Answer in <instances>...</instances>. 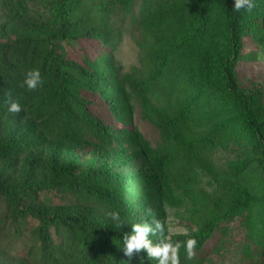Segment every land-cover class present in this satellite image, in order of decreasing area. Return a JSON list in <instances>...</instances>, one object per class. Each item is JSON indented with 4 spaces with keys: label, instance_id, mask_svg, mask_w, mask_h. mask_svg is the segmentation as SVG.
<instances>
[{
    "label": "trees",
    "instance_id": "1",
    "mask_svg": "<svg viewBox=\"0 0 264 264\" xmlns=\"http://www.w3.org/2000/svg\"><path fill=\"white\" fill-rule=\"evenodd\" d=\"M141 1L139 23L150 26L154 48L153 74L144 81L122 75L110 53L112 11L132 14L134 0H0V230L9 242L27 237L15 253L32 264H157L143 249L123 255L120 239L133 223H148L154 244L179 243L178 264H199L221 225L257 204L241 190L234 202L214 207L196 233L167 238L164 207L179 204L176 194L191 187L195 162L218 147H246L264 183V80L239 70L264 57V0H254L251 13L233 11V0ZM7 23L33 31L8 34ZM82 40L93 43L92 52ZM249 42L256 52L248 55ZM34 69L41 84L28 90L22 81ZM176 88L184 98L170 114L150 99L153 89L166 106ZM9 97L19 113L7 111ZM137 107L158 130L161 149L135 128ZM190 131L197 133L186 136ZM86 148L133 151L131 161L142 165L127 174L84 167ZM249 162L236 167V179ZM49 194L61 204L43 196ZM113 210L119 227L105 216ZM262 226L249 264H264ZM189 238L196 240L191 257Z\"/></svg>",
    "mask_w": 264,
    "mask_h": 264
},
{
    "label": "rangeland",
    "instance_id": "2",
    "mask_svg": "<svg viewBox=\"0 0 264 264\" xmlns=\"http://www.w3.org/2000/svg\"><path fill=\"white\" fill-rule=\"evenodd\" d=\"M143 5L141 0H134L132 14L136 16V22L131 21L132 14H118L113 12L114 17H110L109 23L114 30L115 38L110 45V53L115 62L116 68L122 75L132 74L139 80L149 79L153 74V37L150 26L147 28L139 23L141 16L139 11ZM159 11V10H158ZM1 24V20H0ZM6 32L10 31L24 33L33 31L29 26L5 25ZM217 31L212 30V38ZM79 46H87L86 52L93 51V43L80 41ZM256 52L252 43L244 45L243 53L251 54ZM259 55V54H258ZM239 70L245 77L261 76L264 80V57L257 61H246L239 65ZM177 96H173L165 106L162 100H158L156 91L150 90L151 101L165 107L166 113L179 108V101L184 95L180 88ZM133 124L151 149L159 150L162 142L158 130L149 122L142 118L141 111L137 107L134 111ZM197 132H188L186 136H193ZM243 145L218 147L205 159L195 162L191 170V187L183 193L177 192L179 204H167L165 211V227L167 238L180 234L196 233L203 227L209 212L221 204L234 202L241 197V190L247 191L255 197L257 204L249 212L235 217L232 221L222 224L215 235L204 245L199 264H249L252 256L261 243L263 221H264V183L262 173L256 163L247 159ZM134 152L128 151L121 155L120 149L110 151H96L86 148L82 165L88 167H104L106 169L123 174L132 173L137 166H141L140 160L131 161ZM248 167L239 178L234 177L237 166H241L247 161ZM15 174H20V169L13 168ZM16 177V176H14ZM43 195L49 198L55 205L61 204L57 195ZM0 233V264H32L30 259L21 258L15 252H19L26 243V236L14 242H9L5 232ZM6 238V239H5ZM10 246H12L10 248ZM37 248H34V252ZM171 256V252H169Z\"/></svg>",
    "mask_w": 264,
    "mask_h": 264
},
{
    "label": "clouds",
    "instance_id": "3",
    "mask_svg": "<svg viewBox=\"0 0 264 264\" xmlns=\"http://www.w3.org/2000/svg\"><path fill=\"white\" fill-rule=\"evenodd\" d=\"M255 7L254 0H233L232 10L239 12L242 9L251 13ZM41 84V74L38 70L27 71L24 75L22 85L28 90H34ZM7 111L13 114H17L21 111V105L16 101L8 98ZM146 213L151 216V210L146 209ZM108 220L116 221L114 227H119L120 214L118 211H109L105 213ZM156 224L157 229H161V224L158 220L152 219ZM152 232L148 223H133L131 225V232L126 233L120 239L122 244V252L126 257H131V254L135 250L137 253L140 250H146L148 258H156L157 264H178L177 249L180 244L175 245L170 243H152L148 239L149 233ZM196 245V240L189 238L184 242V248L189 257L192 255V250ZM171 252V256H169ZM129 264V261L125 262Z\"/></svg>",
    "mask_w": 264,
    "mask_h": 264
}]
</instances>
